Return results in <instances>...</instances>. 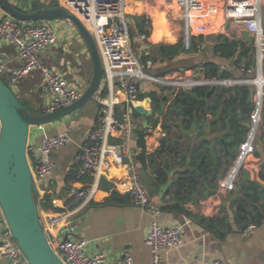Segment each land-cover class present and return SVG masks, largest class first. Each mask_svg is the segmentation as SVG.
<instances>
[{
  "label": "crops",
  "instance_id": "obj_1",
  "mask_svg": "<svg viewBox=\"0 0 264 264\" xmlns=\"http://www.w3.org/2000/svg\"><path fill=\"white\" fill-rule=\"evenodd\" d=\"M11 1L21 6L20 0ZM54 1L61 4L56 0ZM216 1L220 3L218 9L200 13L194 24V37L201 36L202 42H205V48L193 53H180L173 59L165 60L153 48V45H175L180 41L183 42L184 26L181 11L174 3L166 0L128 1L127 13L128 17L137 23L136 35L142 30L140 21L143 18L148 23L146 26L143 25L144 30H149L147 40H138L135 35L132 47L133 45L136 47L141 59L142 56L152 54V60H148L145 64L147 72L153 77L166 81H144L141 95L156 91L159 97L164 94L170 96L173 89L179 88L177 85H172V81L188 79L192 76L196 78L199 69L204 68L207 62L218 64L221 73L230 75L227 79L256 76L255 69L249 75H244L242 68L236 65L235 57H226L214 50L216 44L225 38L230 41H240L243 44H239L237 52L244 48H250L248 56L256 60L254 43L243 39L242 27L228 19L222 7L223 3L220 0ZM33 3L29 4V7L25 6V10L32 11L39 7L33 6ZM62 5L67 7L66 4ZM54 25L58 30L59 42L41 52L39 54L40 59L44 64L60 71L72 85L78 87L83 85V88L86 89L93 76L92 62L87 46L70 21H55ZM0 57L3 58L8 68H14L21 64L12 44L0 43ZM155 58L157 61L153 62ZM190 65L196 66L189 68ZM89 71H91L90 80ZM161 73L165 74L161 75ZM2 74L8 80L7 72ZM43 80L39 71H33L15 86L20 91L29 94H46V101L37 114L52 111V94L42 89ZM101 87L104 89L107 84L105 83L104 86L102 81ZM147 98L150 97L140 99V103H145ZM122 99L124 100L123 96ZM170 99L171 97L167 100L166 107L172 102ZM125 108L126 103L122 102L117 105L116 110L122 115ZM150 108L153 110L152 103ZM101 112V105L94 100L69 117L43 129L45 130L43 135H57L68 131L72 137L71 142L52 156L58 168L50 176L47 184L49 187L43 189L44 204L42 205L51 213L63 211L66 204L72 201L75 189L80 187L89 189L96 181V175L93 174H88L76 181L68 169L73 162L78 145L85 141L87 134L100 118ZM158 116L156 114L150 117L140 115L135 117L137 130L131 143L132 159L138 164L140 175L149 191L150 202L148 207L142 208L134 204L130 194L119 184L120 178L127 174V167L124 164H112L101 175L97 194L88 207L72 220L56 227L50 226L49 231L52 237L88 240L90 252L105 253L107 264H120L119 259L125 249H129L134 264H149L152 251L145 240L151 225L154 222L169 227L179 224L183 225L184 245L178 249L164 250L161 253L163 264H209L215 258L222 259L226 264H264V221L261 224H255L256 227L251 234L239 232L235 222V201L243 195L242 185L246 183L247 179H251L264 186V178L261 176L264 174V135H261L258 141V144L263 148L262 153L258 149L255 150L260 156L254 154L247 168L239 175L234 190L228 191L219 187L222 177L228 171L223 172L222 166L219 165L216 171L218 179L214 182L217 185L214 194L204 197L203 193L196 189L176 197L175 181L180 173L181 165L170 162L168 180L160 182L157 180L156 170L161 168L168 156L158 158L155 161H150L147 158L145 164H141L137 159L138 154L143 152L140 146L141 140L144 141L148 157L149 154L159 148L162 137L166 136L162 122L156 124ZM207 116L211 117L210 115ZM188 119L189 116L180 117L175 114L165 118L167 125L171 128V134H174L179 140L177 141L181 151L180 155L187 154L189 156L193 148L197 146H199V152L206 150L207 147L215 152L221 151L220 144L212 140L214 132L210 130L206 122L203 127L198 122L193 127L186 128ZM146 122H148V126ZM182 125L183 127L180 128ZM199 132H203V134L196 137ZM206 138L210 139L208 144ZM111 140L118 142L117 138ZM187 160L190 161L189 158ZM127 162L129 159H126ZM211 165L215 164L211 162ZM102 178L107 183L104 181L101 183ZM180 197H187V199L181 203L178 201ZM108 199L111 201L107 202ZM177 206H181L183 210H179ZM43 215L45 214L43 213ZM212 218H218L219 223H209V219ZM0 264H8L7 259L1 254Z\"/></svg>",
  "mask_w": 264,
  "mask_h": 264
},
{
  "label": "built area",
  "instance_id": "obj_2",
  "mask_svg": "<svg viewBox=\"0 0 264 264\" xmlns=\"http://www.w3.org/2000/svg\"><path fill=\"white\" fill-rule=\"evenodd\" d=\"M74 12L89 28L95 38L104 65L103 83L107 87L95 94L94 100L101 105V115L89 131L84 142L78 145L75 157L68 171L76 181L88 174L96 175V181L89 189L80 187L73 192V199L61 212L51 213L44 208V179L53 175L58 165L51 156L72 141L68 131L57 135H43L46 126H35L30 130L27 144V157L39 194L37 200L40 208L41 222L47 233L49 243L65 264H107V256L101 252H90L89 241L76 238L52 237L49 227L58 226L77 217L85 210L97 194L100 177L112 164L125 165L127 174L120 178L119 184L130 194L134 204L146 208L150 196L137 163L132 159V138L137 130L131 107L140 103L144 81L166 82L144 71L139 52L132 47V38L127 20L129 0H56ZM174 3L183 17V44L186 51L192 49L194 24L200 13L216 11L220 6L216 0H166ZM228 19L239 24L254 37L256 76L240 79H199L193 76L171 82L178 89L190 90L200 85L238 86L254 85V110L250 120V130L240 144L237 157L227 173L222 177L219 187L232 191L240 173L247 168L256 150L262 131H264V0H220ZM1 9V8H0ZM0 43L12 44L21 61L19 66L8 68L0 57V74L7 72L8 84L16 86L28 74L39 71L43 76L42 89L52 94V110L68 106L80 99L84 88L72 85L60 71L44 64L39 54L59 42L58 30L54 22H23L17 20L2 9L0 12ZM148 24V23H147ZM148 27V26H147ZM138 40H147L148 34L138 33ZM205 48V42L198 44L197 51ZM251 69L247 72H252ZM242 71L245 69L242 67ZM170 83V82H168ZM122 94V95H121ZM122 96L124 100L122 99ZM126 103L127 110L122 117L116 115L117 105ZM143 104V103H142ZM117 138L118 142L111 139ZM126 159L129 162L126 163ZM43 201V202H42ZM43 213L45 215H43ZM256 225L250 223L240 227L239 232L251 234ZM146 244L151 248L152 257L149 264H163L162 252L178 249L184 245L183 225L172 227L154 222L146 236ZM0 254L8 264H30L26 255L13 237L8 221L0 206ZM120 264H134L129 249L120 256ZM190 264V263H187ZM209 264H225L220 258L212 259Z\"/></svg>",
  "mask_w": 264,
  "mask_h": 264
},
{
  "label": "trees",
  "instance_id": "obj_3",
  "mask_svg": "<svg viewBox=\"0 0 264 264\" xmlns=\"http://www.w3.org/2000/svg\"><path fill=\"white\" fill-rule=\"evenodd\" d=\"M52 5H57V3H52ZM47 7V6H46ZM44 8L36 7L35 10ZM141 33L149 34V30L145 29L143 25H147V21L143 18L140 21ZM202 37H193L192 49L186 51L182 41L175 45H153V48L158 51V54L165 59H173L175 56L181 54H188L196 52L198 44L202 43ZM221 39V36H220ZM243 44L240 41H230L225 38L220 40L216 44L214 50L221 53L226 57H235L236 65L239 68H244V75L251 69L256 68V60L253 57H249L250 48H244L242 51H238L239 44ZM243 46V45H242ZM157 57V56H155ZM152 54L147 56H142V62L147 64L148 60H152ZM247 58V60H244ZM157 58L153 59L156 62ZM196 65H190L189 68H195ZM204 70H206L205 79H227L230 77L227 73H221L220 67L214 62H207L204 65ZM165 73H161L164 75ZM245 77V76H244ZM211 86L200 85L193 87L190 90L187 89H173L170 94L172 102L166 107L162 101V97H159L156 91L148 92L147 95H141L140 99L143 100L145 97H150L152 99L153 116L158 114L156 124L162 122L163 130L166 132V136L162 137L160 141V146L153 153L149 154L147 157L144 141H140V146L142 151L138 154L137 159L141 164H145L147 158L150 161H155L165 158L163 165L160 169L156 170L157 180L165 181L168 180L170 172V162L179 164L180 173L178 174L177 180L175 181V195L179 197L181 194H186L192 192V190H198L203 193L204 197L214 194L216 191V186L214 184L218 177L216 176V171L219 165L222 166L223 172H226L230 168V164L233 163L237 157L238 149L240 144L245 140L249 130H250V120L251 115L254 110V96L256 94V87L254 85H238L232 87H222L218 85L214 93L209 96ZM163 96V95H162ZM183 109L182 114H180V109ZM127 108H125V111ZM30 111V110H29ZM31 112V111H30ZM32 113V112H31ZM34 114V113H33ZM171 114L178 116H189L187 120L186 128H191L198 122L201 127L206 124L209 125L210 130L214 132L213 141L217 142L221 146V151L214 153L215 157L210 154V147L206 150L199 152V146L193 148L191 154L180 155L178 139H176L174 134H171V128L167 125L165 118H168ZM116 115L122 117V115L117 111ZM207 115H210L209 118ZM137 113L134 117H138ZM162 120V121H161ZM180 126V128H182ZM221 133V135H219ZM203 132H199L196 137L202 135ZM217 134V135H216ZM264 131H262V136ZM182 136V135H181ZM141 139L143 137L141 136ZM207 144L210 139L206 138ZM224 139L228 142V145L221 141ZM178 140V141H177ZM218 145V144H217ZM186 152V150H185ZM256 156H260L258 152H255ZM170 157V159H169ZM190 159L188 162L187 159ZM220 160V161H219ZM222 160V163H220ZM213 162L215 165H211ZM222 172V173H223ZM220 175V173H219ZM264 178V174H261ZM107 183L104 178L101 179V183ZM202 186H204L202 188ZM107 187L108 184H107ZM243 195L235 201L236 211H235V222L237 229L240 227H246L250 223L261 224L264 221V186H262L258 181L247 179L246 183L242 185ZM187 197L178 198V201L184 203ZM111 201L110 199L107 200ZM179 210H183L181 206H177ZM219 223L218 218L209 219V223Z\"/></svg>",
  "mask_w": 264,
  "mask_h": 264
},
{
  "label": "water",
  "instance_id": "obj_4",
  "mask_svg": "<svg viewBox=\"0 0 264 264\" xmlns=\"http://www.w3.org/2000/svg\"><path fill=\"white\" fill-rule=\"evenodd\" d=\"M19 7L11 0H0V8L6 14L23 22L70 21L84 40L93 67L91 82L80 99L43 114L31 113L0 74V206L13 237L30 264H65L51 247L41 222L37 200L39 190L27 157V144L32 127L53 125L77 112L94 98L102 85L104 65L91 31L68 7L62 4L48 5L32 11ZM243 39L250 43L255 41L247 30H243ZM196 78L205 79L204 68L199 69ZM220 86L226 87L225 84ZM216 87L217 85L211 86L209 96ZM170 97L164 94L161 99L165 104ZM151 103L152 99L147 98L145 103L131 107L129 112L150 117L153 115ZM182 112L181 108L180 113ZM146 125L148 126V122ZM221 141L227 146L224 139ZM54 155L55 153L51 154Z\"/></svg>",
  "mask_w": 264,
  "mask_h": 264
},
{
  "label": "rangeland",
  "instance_id": "obj_5",
  "mask_svg": "<svg viewBox=\"0 0 264 264\" xmlns=\"http://www.w3.org/2000/svg\"><path fill=\"white\" fill-rule=\"evenodd\" d=\"M20 1H21V6L20 7L18 6L17 3H15V2L14 3H15V5H17L21 9H25L26 8L25 6H28L29 7V4H31L32 2H34L32 4L33 6H39V7H44V6H48V5L52 4V3H55L54 0H20ZM127 20L129 22L130 33H131V38H132V43H133V41H134L133 37L136 35L137 30H138L137 29V23L134 20H132L130 17H128V15H127ZM137 35L135 37H137ZM133 50L137 53L136 47L134 45H133ZM139 58H140V61L142 62L141 56ZM142 64L144 66V71L146 73H148L147 70H146L145 64L143 62H142ZM184 68H186V67H184ZM148 74H150V73H148ZM150 75H152V74H150ZM1 76L4 78V80L7 83H9L8 80L6 79V77H4V75L2 73H1ZM253 78H255V77H253ZM90 79H91V71H89V80ZM154 84H155V82H154ZM81 86L83 88V85H81ZM227 87H230V86H227ZM12 89L15 92V94L17 95V97L28 108V110H30L34 114L35 113L36 114L39 113L40 109L43 107V105H44V103L46 101V94H37V93L36 94L35 93L29 94L28 92L20 91V89L16 88L15 86H12ZM93 101H94L93 99L90 100V102H93ZM139 118H142V117H139ZM256 149H258L262 153V149L263 148L258 143H256ZM211 153H212V157H215L216 158V155L214 154L216 152L214 150H210V154ZM263 159H264V156H263ZM49 179H50V176H47L44 179V183H42V185H41V187L43 189H46L47 187H49V185H47L48 182H49ZM45 184H46V186H45ZM148 193H149V191H148ZM35 197H36V194H35ZM78 239H80V238H78Z\"/></svg>",
  "mask_w": 264,
  "mask_h": 264
}]
</instances>
